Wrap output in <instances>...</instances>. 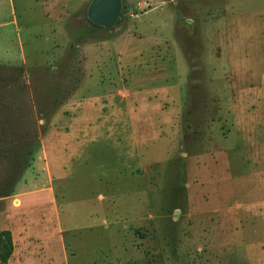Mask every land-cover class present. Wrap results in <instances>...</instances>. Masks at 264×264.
Returning <instances> with one entry per match:
<instances>
[{"label":"rangeland","instance_id":"1","mask_svg":"<svg viewBox=\"0 0 264 264\" xmlns=\"http://www.w3.org/2000/svg\"><path fill=\"white\" fill-rule=\"evenodd\" d=\"M0 0L8 264H264V0Z\"/></svg>","mask_w":264,"mask_h":264},{"label":"water","instance_id":"2","mask_svg":"<svg viewBox=\"0 0 264 264\" xmlns=\"http://www.w3.org/2000/svg\"><path fill=\"white\" fill-rule=\"evenodd\" d=\"M123 8L122 0H90L86 17L93 26L109 30L120 22Z\"/></svg>","mask_w":264,"mask_h":264},{"label":"trees","instance_id":"3","mask_svg":"<svg viewBox=\"0 0 264 264\" xmlns=\"http://www.w3.org/2000/svg\"><path fill=\"white\" fill-rule=\"evenodd\" d=\"M125 8L126 6L123 5ZM85 31L88 35H93L95 33H99L103 31L99 27H95L92 24L88 23ZM13 251V241L12 235L9 229H1L0 230V264H8V260Z\"/></svg>","mask_w":264,"mask_h":264}]
</instances>
